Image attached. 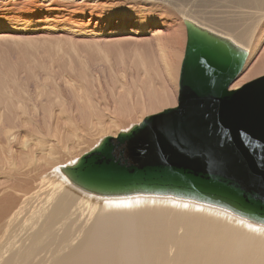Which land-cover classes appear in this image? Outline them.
<instances>
[{"label": "bare ground", "instance_id": "obj_1", "mask_svg": "<svg viewBox=\"0 0 264 264\" xmlns=\"http://www.w3.org/2000/svg\"><path fill=\"white\" fill-rule=\"evenodd\" d=\"M111 1L0 0V49L5 47L23 52L26 58L30 57L28 59H31L33 52L38 55V50H41L48 61L47 64L44 61L41 69L53 63L57 64V68L68 69L70 79L68 75L63 78V83L68 86L70 96H75L71 100L82 99L79 96L81 91L82 96L91 86L92 82L89 86V82L87 85L85 83L86 86L84 82L96 76L93 75L96 72L92 73L94 68H91L92 75L87 77L90 74L88 66L92 64L90 60L94 61V56L104 60L107 65L131 62L134 57L138 63L134 75L129 70V81L135 91L134 100L127 101L128 106H123L122 100H119L127 87L122 80L124 77L118 78L119 74L117 78L114 77L115 84L118 83V89L114 88L117 92L110 90L109 97L116 104H113L116 107L113 106L110 114L94 109L100 103L96 102L93 106L94 100L85 99L84 96L85 101L80 100L82 104L69 108L71 111L68 109L74 112L71 116L66 110L57 108L58 115L52 117L48 98L38 106L42 116L47 114L49 117L41 122L45 131L38 133V129L31 132L34 134L37 131L35 134L38 137L32 139L36 144L29 150L28 143L23 142L21 146L15 145L6 152L4 144L16 143L18 133L26 132V123L21 118L26 116L27 110L20 97L13 100L12 92L7 88V82L17 83H13L14 76H9L12 71L7 68L5 75L0 73V264H264L263 226L217 208L172 198L138 196L101 199L89 196L74 188L59 171L72 166L80 157L58 165L53 163L73 149L68 146L63 148L59 144L60 141H67L69 134L74 137L70 143L76 145L96 133L106 134L95 141L87 154L102 139L115 138L120 132H127L139 125L145 118L176 107L174 97L177 90L171 92L170 87L175 86L171 84L177 75L181 59L179 53L185 51L184 36L179 35L183 26L186 38L184 22L230 40L246 53L242 70L229 86V92L263 78L264 0H183L187 6L179 3L180 0H128L145 1L144 4L152 6L134 11L107 4ZM192 8L195 16L188 10ZM144 10L156 15L159 23L145 29L143 21H130L132 15L136 20H141ZM165 14L167 19L164 18ZM184 42L186 45V39ZM110 48L119 49L120 54L112 52ZM28 49L33 52L28 54ZM36 55L38 58L39 55ZM33 67L31 70L26 68L27 75ZM46 70L49 72V69ZM100 73L104 74L105 71ZM114 79L111 80L113 83ZM164 81H167L168 87ZM75 84L85 88L80 90ZM41 94L37 92L36 96L42 97ZM59 98L62 99L63 94ZM9 101H12V106L6 107ZM117 103H122L124 108H118ZM35 106H31L32 110ZM129 110L132 114L140 113L144 118L139 117L135 122L134 118H129ZM62 114L68 117L61 121L63 125H57ZM126 119L128 125L123 126ZM104 120L116 131L106 130ZM34 125L38 128L37 124ZM67 125L72 126L71 131L65 129ZM79 129L83 134L76 135Z\"/></svg>", "mask_w": 264, "mask_h": 264}, {"label": "water", "instance_id": "obj_2", "mask_svg": "<svg viewBox=\"0 0 264 264\" xmlns=\"http://www.w3.org/2000/svg\"><path fill=\"white\" fill-rule=\"evenodd\" d=\"M184 26L176 107L102 139L59 171L96 198H172L264 227V77L229 92L246 53Z\"/></svg>", "mask_w": 264, "mask_h": 264}, {"label": "rangeland", "instance_id": "obj_3", "mask_svg": "<svg viewBox=\"0 0 264 264\" xmlns=\"http://www.w3.org/2000/svg\"><path fill=\"white\" fill-rule=\"evenodd\" d=\"M144 2L145 1H142V3H140L139 1H137V2H131V1H128V0H123V1H117V0H112L111 2H107V4H109V5H115V6H121V7H124V8H126V9H131V11H134V9H137V8H145V9H150L152 6L150 5V4H144ZM179 3H181V4H184V6L186 5V3H185V1H183V0H180L179 1ZM198 2L196 1V4H197ZM184 6H180L181 8H183ZM187 6V5H186ZM196 6V5H195ZM185 8H187V7H185ZM182 10V9H181ZM189 10V12L193 15V16H195V13H194V9L192 8V9H188ZM160 13V12H159ZM172 14H173V12H171ZM138 15V14H137ZM150 16H152V17H150ZM165 16V17H164ZM164 16H162V17H164V18H168V16H167V14H165ZM142 18H141V20H139V19H137L136 20V17L134 16V15H132V16H130V21L131 22H139V21H143V27H145V29H148L147 27L149 26V25H151V24H156V23H159V22H157V19H156V15H153V14H150V13H147L145 10H144V13L142 14V16H141ZM200 18L202 17V19L204 18L203 16H199ZM183 25V24H182ZM181 29L179 30V35H181L182 37H183V46L185 47V30H184V27L183 26H181L180 27ZM135 30H138V28H136ZM3 49L1 50L0 49V73H3L4 75H5V71H6V69L7 70H9V71H12V72H10L11 73V75H9V76H14V77H12L13 79V83H14V81L15 82H17V83H14V84H12V82L10 83V82H7L6 84H7V88H8V90L9 91H11L12 92V95H13V100L14 101H16V99L15 98H17V99H19V97H20V101H22V105L25 107V109L27 110L26 111V116H24L23 118H21V120H23L25 123H26V132L25 133H18V136L16 137V143H13V144H10V142H7V144H4V150H5V152H6V150L9 148V149H11L13 146H15V145H17V146H21V144L23 143V142H27L28 143V149L30 150V148L33 146V145H35L36 143H33V141H32V139H34L35 137H38V136H36V134H37V131L34 133V134H32L33 133V131L34 130H38V133H39V131L40 132H43V130L45 131V128H43L44 126L41 124V122H43V119H44V121L46 120H48L49 119V117H47V114H45V116L43 117L42 115H43V113L41 114V112L42 111H40V108L38 109V106H39V104H40V102L41 101H43V102H46V100H48V98H49V101H48V103L50 104V109H51V112H52V117H55V115L57 116L58 114H57V108H58V110H66L65 112L67 113V112H69V113H71L70 114V116L74 113V112H70L71 111V109H69V108H72L73 109V107L75 108L76 107V105L77 104H82V102L81 101H85L84 99H83V97L85 98V99H91V101H93V106L94 105H96L97 103L96 102H98V103H100V104H97L96 106H95V108L94 109H96V110H98L100 113H103L104 112V114L105 113H109L110 114V112H113V106H115L116 104H115V102L113 101V99H111L112 97L110 96L109 97V95L111 94V91H113L112 93H116L117 91H115V89H118V83H116L115 84V82H116V80L114 79V77H116V76H118V74H119V77L118 78H121V77H124V79H122V80H124V82L126 83V90H125V92H124V96H122V98L121 99H119V100H122V103L124 104L123 106H128L129 105V102L130 101H132V100H134V91H135V89L133 88V85H132V83H130L131 81H129V79H130V77H128L129 75H130V72H131V74H133L134 75V70L136 69L135 68V66H137L138 65V63H136L135 62V60H137V58H132L131 59V62L130 61H128V62H125L124 64L122 63H116V64H106V62L104 61V60H102V59H96V57L94 56V61H92V60H90V62H92V66L93 67H91V65L90 66H88L89 68H88V72H90V74L88 73V75H87V77H91L90 75H92V73H95V74H93V75H96L95 76V78H93V77H91V79L92 80H90V79H88V81L87 82H84V86H86L87 85V83H88V86L90 85V82H92L91 83V86H89V87H87V89L85 90L86 91V93H83V95L81 96V94H82V92L83 91H81V94L79 95L82 99H80V98H75L74 100H71L73 97H75V96H70V94H69V88H68V86H65L66 84H64L63 82V78L65 79V78H67V76L69 75V70L68 69H61V68H57L56 66H57V64L55 65L54 63L53 64H48V66H45V67H47V68H43L44 66L43 65H45V62H46V64H47V59L46 58H44L43 56H42V53H41V50H38V52H40V53H37L38 55H36V54H34V52L33 51H31V50H26V51H28L27 53L28 54H31V52H33V54L31 55V59H28V58H30L29 56H27V58L25 57V54L23 53V52H15V51H13V49L11 50V49H9V48H5V47H2ZM5 49H6V51H5ZM8 49V50H7ZM110 49H112L113 51L112 52H114V53H116V54H120L119 53V49L117 50L116 48H110ZM11 51H13V52H11ZM30 51V52H29ZM183 53H184V50H183ZM183 53H179V55H181V59H180V63H179V66L177 67V75H176V78H175V82L174 83H172L171 84V86L172 85H175V86H172V87H170V91L172 90H177V91H175V97H174V99H175V106H176V104H177V98H178V76H179V70H180V65H181V61H182V58H183ZM22 54H24V55H22ZM41 54V55H40ZM35 55L36 56H38V58L37 57H35ZM42 56V57H41ZM26 58V59H25ZM24 59H25V61H24ZM29 61H28V60ZM41 59V60H40ZM19 63H18V62ZM22 61H24V62H22ZM27 61V62H26ZM31 61V62H30ZM37 63H36V62ZM42 61V62H41ZM45 61V62H44ZM17 62V63H16ZM25 63L26 65H22V63ZM44 62V63H43ZM105 62V63H104ZM14 63V64H13ZM16 63V64H15ZM21 63V64H20ZM31 63V64H30ZM34 63V64H33ZM35 63H36V65H35ZM97 63H99L98 65H97ZM13 64V65H12ZM95 64V65H94ZM102 64V65H101ZM34 65V67H33V73H34V71H35V73L34 74H32L31 72L32 71H29L30 73L27 75V73H28V70H31L30 68H32V66ZM54 65V66H53ZM106 65V66H105ZM12 66V67H11ZM23 66V67H22ZM30 68H29V67ZM41 66H43L42 68L43 69H41ZM50 66V67H49ZM101 67V68H99V69H97L98 67ZM124 66V67H123ZM11 67V68H10ZM14 67V68H13ZM16 67V68H15ZM49 67V68H48ZM51 67H53L52 69H51ZM14 70H13V69ZM28 70H27V69ZM55 68H57V70L55 69ZM91 68H94V72H92V70L93 69H91ZM97 70H96V69ZM103 68V69H102ZM112 68H113V70H112ZM139 69H142V67H138ZM46 69H49V72L46 70ZM62 71H61V70ZM21 70H23L22 71V74L23 75H25L24 77L22 76V74L20 73V71ZM51 70H53V72L51 71ZM59 70H60V73L61 72H63V73H59L58 74V72H59ZM99 70H101L102 71V73H104V71H105V73L104 74H101L100 72H99ZM129 70H131V71H129ZM107 71V72H106ZM109 71H110V74H108L109 73ZM125 71V72H124ZM129 71V72H128ZM14 72H15V74H14ZM43 72V73H42ZM51 72V73H50ZM92 72V73H91ZM99 72V73H98ZM24 73H26V74H24ZM55 73H57L58 75H56ZM67 73V74H66ZM111 73H112V75H111ZM129 73V74H128ZM14 74V75H13ZM30 74H32V76L30 77V78H28V76H30ZM48 74V75H47ZM53 76H52V75ZM56 75V77L57 78H59L60 79V82H58V83H62V84H58L57 83V81L59 80V79H57V78H55V75ZM99 74H101V75H103L102 76V78H101V75L100 76H98ZM109 76H108V75ZM33 75H35V76H39V77H41L42 76V78H40L39 79V77L37 78V79H39V80H37L36 78H35V76H33ZM46 75V76H45ZM61 76V77H58V76ZM78 75V74H77ZM21 76V77H20ZM27 76V77H26ZM47 76H48V78H47ZM50 76H51V78L52 79H54L53 81H52V79L50 78ZM34 77V78H33ZM54 77V78H53ZM70 77V75L68 76V78ZM105 77H107L106 79H105ZM264 77V76H263ZM26 80V81H24V79ZM32 78V79H31ZM44 78V79H43ZM62 78V79H61ZM115 80L114 81V83H113V81H111V80H113V79ZM117 78V77H116ZM262 78V77H261ZM30 79V80H29ZM44 81H43V80ZM48 79V80H47ZM70 79V78H69ZM94 79H95V81H94ZM97 79H99V80H97ZM102 79H103V81H102ZM17 80V81H16ZM31 80H32V82H31ZM57 80V81H56ZM97 80V81H96ZM105 80V81H104ZM108 80V81H107ZM109 80H110V83H109ZM257 80V79H256ZM23 81H24V84H23ZM29 81V82H28ZM36 81V82H35ZM50 81H52V82H50ZM62 81V82H61ZM253 81H255V80H253ZM28 82V83H27ZM95 82V83H94ZM98 82V83H97ZM128 82V83H127ZM164 82H166L165 84H166V86H167V81H164ZM27 83V84H26ZM55 83V84H54ZM56 83L58 84V85H56ZM85 83H86V85H85ZM96 83H97V85H96ZM102 83H104V84H102ZM105 83H107L106 84V86H105ZM112 83H113V85H112ZM131 84V86H130V84ZM249 83V82H248ZM247 83V84H248ZM26 84V85H25ZM64 84V85H63ZM93 84V85H92ZM102 84V85H101ZM110 84H111V86H110ZM246 84V85H247ZM13 85V86H12ZM96 85V86H95ZM13 87V88H11V87ZM15 86H16V88H15ZM25 86V87H24ZM73 86V85H72ZM76 86H78L79 88H80V90L82 89L83 90V88H85V87H83L82 85H80V84H75V87ZM95 86V87H94ZM103 86V87H102ZM108 86V87H107ZM66 87V88H65ZM168 87V86H167ZM173 87H176V88H173ZM11 88V89H10ZM15 88V90L14 91H12V89H14ZM89 88V89H88ZM96 88V89H95ZM103 90H102V89ZM115 88V89H114ZM23 91H22V90ZM24 89L26 90V91H24ZM66 89H68L67 91H66ZM73 89V88H72ZM133 89V90H132ZM87 90H90V92L88 93V91ZM93 90V91H92ZM111 90V91H110ZM66 91V92H65ZM74 91H75V89H74ZM84 91V92H85ZM91 91H92V93H91ZM96 91V92H95ZM100 91H102V93H100ZM104 91H106V92H104ZM108 91H110V93L108 92ZM171 91V92H172ZM24 92H26L27 93V95L29 96V98L28 99H26L27 98V95H23L22 93H24ZM37 92H40V94L42 93L43 94V96L42 97H37L36 95H37ZM60 92V93H59ZM96 93V95H95V93ZM98 92V93H97ZM104 92V93H103ZM108 92V93H107ZM177 92V93H176ZM15 93L17 94L16 96H15ZM59 93V94H58ZM100 93V94H99ZM125 93H127V94H129L128 96L125 94ZM18 94H20V95H22V96H18ZM41 94V95H42ZM62 94H63V100L61 99V98H59L60 96L62 97ZM67 94V95H66ZM75 94V93H74ZM89 94H90V97H89ZM92 94V95H91ZM95 96H94V95ZM102 94H103V96H102ZM132 94V95H131ZM57 95H60V96H58V98L56 99L55 97ZM107 97H106V96ZM25 96H26V98H25ZM87 96H88V98H87ZM125 96L127 97V98H125ZM23 97V98H22ZM66 97V98H65ZM131 97H133V98H131ZM47 98V99H46ZM55 98V99H54ZM98 98V99H97ZM124 98V99H123ZM130 98V100H128ZM25 99V100H24ZM60 99V100H59ZM89 99V100H90ZM28 100V101H27ZM76 100H77V102H76ZM81 100V101H80ZM98 100V101H97ZM99 100H101V101H99ZM73 101V102H72ZM79 101V102H78ZM124 101H125V103H124ZM127 101H129V102H127ZM28 103V105H27V103ZM32 102V103H31ZM62 102V103H61ZM70 102H72V103H70ZM114 102V103H113ZM121 102V101H120ZM65 103V104H64ZM122 103H121V105H119L118 103H117V107L118 108H124L123 106H122ZM30 104V105H29ZM70 104H72V105H70ZM113 104H115V105H113ZM128 104V105H127ZM32 105H36L35 107L38 109V110H36L35 111V109L34 110H32V108L33 107H31ZM103 105V106H102ZM12 106V101H9L8 103H7V106L6 107H11ZM88 106V105H87ZM99 106H101V107H99ZM106 107V108H104V109H106V110H108V111H106V110H104L103 109V107ZM121 106V107H120ZM52 107V108H51ZM98 107V108H97ZM116 107V106H115ZM112 108V109H111ZM24 109V108H23ZM70 111H69V110ZM104 111H103V110ZM110 109L112 110V111H110ZM35 111V112H34ZM130 111V116H129V118H134V121L136 122L137 121V119L139 118V117H141V114L140 113H138V114H132V111L131 110H129ZM69 113H67V114H69ZM159 112H156L155 114H158ZM41 116H42V118H41ZM62 117V118H61ZM60 117V123L58 122L57 123V125H63L62 124V122L61 121H64L65 119H66V117H68V115H66V114H62V116ZM144 118V116H142L141 117V119H143ZM127 122H128V119H126L125 120V122L123 123L124 125L123 126H126V125H128L127 124ZM20 123V122H19ZM37 124L38 125V128H35V125L33 126V124ZM65 123V122H64ZM103 123L106 125L104 128L106 129V130H110L111 132H115L116 131V129L114 128V127H110L111 125L110 124H108V121L107 120H104L103 121ZM33 127H32V126ZM39 125H40V127H39ZM70 125H71V123H70ZM70 125H67V126H65V129L67 130V129H69L68 131H71V129H72V126H70ZM43 126V127H42ZM0 127H1V124H0ZM71 127V128H70ZM29 128V129H28ZM31 128V129H30ZM32 128H35V129H32ZM42 128V129H41ZM14 130V129H13ZM31 130V131H30ZM32 132V133H31ZM78 134H83L82 133V130L81 129H79V132L77 131V134L76 135H78ZM104 134L105 133H96V134H94L93 136H92V138H90V139H88V140H85L82 144H79V145H76V144H71L70 142H72L73 140H74V137L71 135V134H69V139L67 140V141H60V146H62L63 148H65L66 146H68V147H71V148H73V149H70V151L69 152H67L66 153V155H64V156H60L59 157V160L57 161V159H56V161H54L53 163H55L56 165H58V164H62V163H64V162H66L67 160H70V159H72V158H78V157H81L83 154H85L96 142V140H98V139H100V137L102 138V136L104 137ZM109 134H111V133H109ZM106 135V134H105ZM95 136V137H94ZM73 137V138H72ZM99 137V138H98ZM39 152H36L35 154H38Z\"/></svg>", "mask_w": 264, "mask_h": 264}]
</instances>
